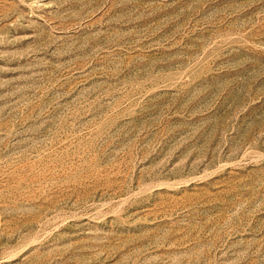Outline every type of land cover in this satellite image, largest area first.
<instances>
[{"label": "rangeland", "instance_id": "rangeland-1", "mask_svg": "<svg viewBox=\"0 0 264 264\" xmlns=\"http://www.w3.org/2000/svg\"><path fill=\"white\" fill-rule=\"evenodd\" d=\"M0 264H264V0H0Z\"/></svg>", "mask_w": 264, "mask_h": 264}]
</instances>
